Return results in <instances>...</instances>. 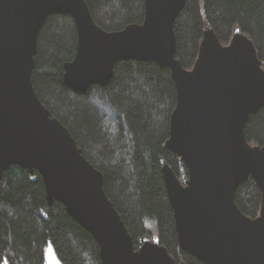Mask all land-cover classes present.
Listing matches in <instances>:
<instances>
[{"label": "water", "instance_id": "water-1", "mask_svg": "<svg viewBox=\"0 0 264 264\" xmlns=\"http://www.w3.org/2000/svg\"><path fill=\"white\" fill-rule=\"evenodd\" d=\"M189 0H145L141 24L106 31L86 0H0V183L13 166L42 176L49 206L59 202L95 238L102 264L177 262L158 239L136 247L104 189V175L82 153L69 130L39 99L34 85L38 38L49 16L73 17L75 58L63 79L85 92L107 86L118 62H155L170 70L177 104L166 149L188 168L179 179L162 159L179 248L205 264H264V145L245 129L264 107V66L253 41L236 29L228 45L206 28L192 69L177 58L175 23ZM253 178L262 195L252 219L236 203ZM44 264H63L49 243Z\"/></svg>", "mask_w": 264, "mask_h": 264}, {"label": "trees", "instance_id": "trees-1", "mask_svg": "<svg viewBox=\"0 0 264 264\" xmlns=\"http://www.w3.org/2000/svg\"><path fill=\"white\" fill-rule=\"evenodd\" d=\"M95 22L120 31L145 18V0H86ZM206 28L228 45L236 29L254 43L264 66V0H189L175 23L177 58L193 68ZM78 34L69 14L46 20L38 38L33 85L51 115L62 122L83 155L100 170L104 189L136 247L158 239L177 262L205 264L179 248L175 217L163 177L164 159L183 180L189 171L166 149L170 119L177 104L171 72L155 62L122 61L107 86L81 92L63 79L64 64L77 52ZM253 146L264 145V107L245 129ZM236 203L259 216L262 195L251 177L241 184ZM51 243L63 264H102L95 238L59 202L49 206L42 176L13 166L0 183V264H44Z\"/></svg>", "mask_w": 264, "mask_h": 264}, {"label": "flooded vegetation", "instance_id": "flooded-vegetation-1", "mask_svg": "<svg viewBox=\"0 0 264 264\" xmlns=\"http://www.w3.org/2000/svg\"><path fill=\"white\" fill-rule=\"evenodd\" d=\"M180 179V178H179Z\"/></svg>", "mask_w": 264, "mask_h": 264}]
</instances>
